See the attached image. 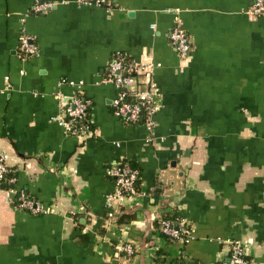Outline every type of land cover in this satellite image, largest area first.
Wrapping results in <instances>:
<instances>
[{
	"label": "crops",
	"instance_id": "crops-1",
	"mask_svg": "<svg viewBox=\"0 0 264 264\" xmlns=\"http://www.w3.org/2000/svg\"><path fill=\"white\" fill-rule=\"evenodd\" d=\"M40 2L53 5L33 12ZM254 2L0 0V150L16 169L11 187L48 209H20L0 187V264H221L226 239L264 264V14L249 11ZM176 17L188 58L169 44ZM22 33L36 55L21 56ZM116 51L155 64L151 130L112 112L118 88L103 75ZM60 79L82 81L92 100L85 140L54 120L56 93H76ZM123 161L139 179L116 202V215H129L119 223L107 217L106 169ZM163 215L190 226L185 240L160 235ZM125 242L131 256L116 249Z\"/></svg>",
	"mask_w": 264,
	"mask_h": 264
},
{
	"label": "built area",
	"instance_id": "built-area-1",
	"mask_svg": "<svg viewBox=\"0 0 264 264\" xmlns=\"http://www.w3.org/2000/svg\"><path fill=\"white\" fill-rule=\"evenodd\" d=\"M78 3L90 6H105L109 8L113 0H76ZM51 2H40L33 5V12H46L52 7ZM252 14H264L263 0H255L249 10ZM153 27V26H152ZM170 46L180 58H188L191 52V42L188 33L180 22L175 20L168 36ZM19 51L22 57L27 58L38 53L35 37L22 33L19 37ZM126 52L116 51L106 66L104 79L112 82L118 88V94L111 102L112 112L125 124H143L149 130L154 125L153 116L159 105V92L153 78L151 62H136L131 58L125 60ZM159 65V64H156ZM59 85L67 84L74 89L73 95L56 93L59 100L60 112L54 118L66 133L75 134L82 139H87L94 134L88 117L92 100L83 94L82 81L60 79ZM107 174L114 180V189L107 195V217L113 219L117 214L116 202L124 197L136 193L135 182L138 171L128 163L111 164L106 169ZM16 169L7 163L6 154L0 150V187L4 185L8 192L15 195V205L30 213H45L48 211L41 203L28 194L24 189H13L11 186L17 183ZM157 229L168 236L172 241H183L189 235L190 226L180 217L175 219H158ZM227 247L228 258L221 264H248L244 246L238 239H226L221 241ZM119 253L131 256L134 247L130 243H121L116 246Z\"/></svg>",
	"mask_w": 264,
	"mask_h": 264
},
{
	"label": "trees",
	"instance_id": "trees-1",
	"mask_svg": "<svg viewBox=\"0 0 264 264\" xmlns=\"http://www.w3.org/2000/svg\"><path fill=\"white\" fill-rule=\"evenodd\" d=\"M112 58V57H111ZM125 58V60H129L130 59V56H128L127 54H126V56L124 57ZM106 70V69H105ZM104 73H105V71H104ZM122 163H128L131 167H133V168H135L137 171H138V178H137V180H136V182H135V188H137V186H136V184H137V182H138V179H139V170H138V168L134 165V164H132V162H128V161H123ZM116 219V221L117 222H124V221H127V220H129V215H125V214H118V215H116V217H115ZM160 218H162V219H175L176 217H174V216H172V215H163V216H161ZM160 235H162V236H164L165 238H168L169 240H171L172 241V239H170L168 236H166V235H164V234H162V233H160ZM247 258V257H246ZM248 264H249V262H248Z\"/></svg>",
	"mask_w": 264,
	"mask_h": 264
},
{
	"label": "water",
	"instance_id": "water-1",
	"mask_svg": "<svg viewBox=\"0 0 264 264\" xmlns=\"http://www.w3.org/2000/svg\"><path fill=\"white\" fill-rule=\"evenodd\" d=\"M2 187H4V185H2Z\"/></svg>",
	"mask_w": 264,
	"mask_h": 264
}]
</instances>
